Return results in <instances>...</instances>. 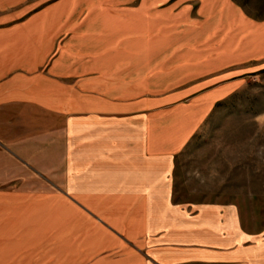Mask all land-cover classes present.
Returning a JSON list of instances; mask_svg holds the SVG:
<instances>
[{
    "label": "crops",
    "instance_id": "obj_1",
    "mask_svg": "<svg viewBox=\"0 0 264 264\" xmlns=\"http://www.w3.org/2000/svg\"><path fill=\"white\" fill-rule=\"evenodd\" d=\"M262 62L233 0H0V264H264L236 206L173 200Z\"/></svg>",
    "mask_w": 264,
    "mask_h": 264
},
{
    "label": "rangeland",
    "instance_id": "obj_2",
    "mask_svg": "<svg viewBox=\"0 0 264 264\" xmlns=\"http://www.w3.org/2000/svg\"><path fill=\"white\" fill-rule=\"evenodd\" d=\"M233 1L248 18L264 23V0ZM247 70L255 73L243 78L234 93L215 105L176 159L173 200L182 205L236 206L246 229L262 231L264 62Z\"/></svg>",
    "mask_w": 264,
    "mask_h": 264
},
{
    "label": "trees",
    "instance_id": "obj_3",
    "mask_svg": "<svg viewBox=\"0 0 264 264\" xmlns=\"http://www.w3.org/2000/svg\"><path fill=\"white\" fill-rule=\"evenodd\" d=\"M220 104V103H219Z\"/></svg>",
    "mask_w": 264,
    "mask_h": 264
}]
</instances>
